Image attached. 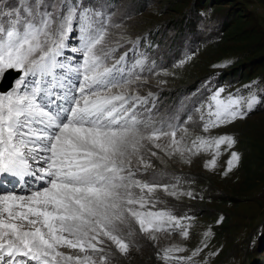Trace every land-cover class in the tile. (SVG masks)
<instances>
[{
	"label": "snow or ice",
	"instance_id": "6c2138e0",
	"mask_svg": "<svg viewBox=\"0 0 264 264\" xmlns=\"http://www.w3.org/2000/svg\"><path fill=\"white\" fill-rule=\"evenodd\" d=\"M104 19L83 0H0V176L12 186L0 190V264H108L111 246L129 251L120 234L129 219L146 234L172 228L187 237L185 218L149 206L158 189L177 192L135 179L151 167L142 154L145 142L159 149L157 141L171 137L169 155L214 149L205 167H215L221 145L236 143L227 134L199 136L186 148L176 135L187 129L138 119L136 109L147 97L128 91L139 77H123L121 61L107 65ZM70 38L78 39L80 46L70 51L82 53V62L64 55ZM12 72L18 73L14 85L5 87ZM223 91L201 114L205 132L245 118L260 102L256 96L222 98ZM239 161L232 151L225 175ZM182 251L166 248L164 259L186 264L191 256H170Z\"/></svg>",
	"mask_w": 264,
	"mask_h": 264
},
{
	"label": "rangeland",
	"instance_id": "374dc122",
	"mask_svg": "<svg viewBox=\"0 0 264 264\" xmlns=\"http://www.w3.org/2000/svg\"><path fill=\"white\" fill-rule=\"evenodd\" d=\"M83 3L105 17V43L111 50L107 65L121 61L123 77H139L128 88L131 94L147 97V103L136 109L138 119L157 127L171 123L187 129L176 135L177 140L183 136L186 148L199 136L227 134L236 140L231 149L220 146L215 167H205L214 149L169 155L171 137H161L159 149L145 142L142 154L151 167L137 172L135 179L167 184L169 192H177L173 196L158 189L149 206L185 218L181 223L189 235L172 228L146 234L129 219L120 233L129 242V251L121 254L111 246L108 264H177L164 259V249L173 245L184 251L170 256L192 257L186 264H264V0ZM79 46L77 38H70L64 55L72 63L82 62V53L70 51ZM220 88L222 98L256 96L260 102L245 118L205 132L201 114ZM232 151L240 154V161L225 175ZM0 181V190L11 189L7 178L0 176ZM197 248L203 250L192 256ZM58 250L81 254L68 247Z\"/></svg>",
	"mask_w": 264,
	"mask_h": 264
},
{
	"label": "water",
	"instance_id": "95a60500",
	"mask_svg": "<svg viewBox=\"0 0 264 264\" xmlns=\"http://www.w3.org/2000/svg\"><path fill=\"white\" fill-rule=\"evenodd\" d=\"M13 79V75L11 74V76L8 78V81L7 82H11Z\"/></svg>",
	"mask_w": 264,
	"mask_h": 264
},
{
	"label": "bare ground",
	"instance_id": "6f19581e",
	"mask_svg": "<svg viewBox=\"0 0 264 264\" xmlns=\"http://www.w3.org/2000/svg\"><path fill=\"white\" fill-rule=\"evenodd\" d=\"M14 82V81H13ZM13 85V84H12Z\"/></svg>",
	"mask_w": 264,
	"mask_h": 264
}]
</instances>
